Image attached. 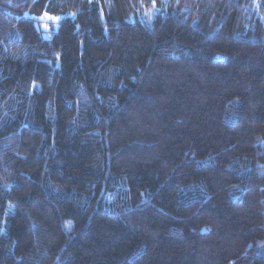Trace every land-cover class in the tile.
Returning a JSON list of instances; mask_svg holds the SVG:
<instances>
[{"label":"trees","instance_id":"1","mask_svg":"<svg viewBox=\"0 0 264 264\" xmlns=\"http://www.w3.org/2000/svg\"><path fill=\"white\" fill-rule=\"evenodd\" d=\"M0 264H264V0H0Z\"/></svg>","mask_w":264,"mask_h":264}]
</instances>
